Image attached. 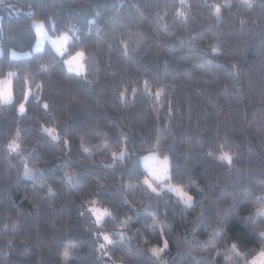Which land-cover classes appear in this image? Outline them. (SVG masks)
Wrapping results in <instances>:
<instances>
[{
  "label": "trees",
  "instance_id": "16d2710c",
  "mask_svg": "<svg viewBox=\"0 0 264 264\" xmlns=\"http://www.w3.org/2000/svg\"><path fill=\"white\" fill-rule=\"evenodd\" d=\"M35 21L68 33L83 74L32 51ZM9 75L0 264H249L263 248L264 0H0ZM150 152L190 204L145 183Z\"/></svg>",
  "mask_w": 264,
  "mask_h": 264
},
{
  "label": "rangeland",
  "instance_id": "374dc122",
  "mask_svg": "<svg viewBox=\"0 0 264 264\" xmlns=\"http://www.w3.org/2000/svg\"><path fill=\"white\" fill-rule=\"evenodd\" d=\"M32 28L35 33V40L32 45V51L41 50L46 45H49L58 55L63 58L64 66L67 70L72 71L76 74H83L85 71L83 64V52L80 50L75 51L72 54H66L67 43L70 39L68 33H62L58 36L50 35L44 23L41 21H35L32 23ZM31 51H18L10 50L9 55L13 58L26 57L30 55ZM28 95L26 90L23 100L18 104L19 111H23L24 103ZM13 100V93L11 89L10 75L2 78L0 81V102L5 103ZM124 151L115 153L113 158L116 156L123 155ZM140 162L143 168L146 170L147 177L145 183L149 186L159 183L161 189H166L172 192L174 195L179 197L184 203L190 204L192 201V195L187 191L183 190L180 186L175 185L167 180L168 178V159L167 156H161L156 153L150 152L141 155ZM89 213L94 217L95 222L99 223L103 216L106 214V210L98 205H88ZM260 212V210H256ZM264 236V232H263ZM103 245L100 250L103 251ZM102 255H105L102 252ZM106 261V259H104ZM249 264H264V246L249 260Z\"/></svg>",
  "mask_w": 264,
  "mask_h": 264
}]
</instances>
